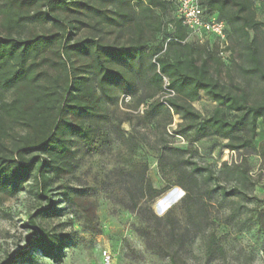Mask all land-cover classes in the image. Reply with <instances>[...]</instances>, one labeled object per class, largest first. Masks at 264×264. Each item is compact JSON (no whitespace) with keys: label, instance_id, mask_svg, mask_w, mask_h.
Returning <instances> with one entry per match:
<instances>
[{"label":"trees","instance_id":"obj_1","mask_svg":"<svg viewBox=\"0 0 264 264\" xmlns=\"http://www.w3.org/2000/svg\"><path fill=\"white\" fill-rule=\"evenodd\" d=\"M202 6L227 27L225 82L216 39L191 38L177 15V0H0V195L20 193L35 175L38 196L48 198L50 181L74 174L86 154L117 143L121 157L135 155L141 130L153 124L161 135L158 168L167 185L156 189L147 165L132 167L124 198L144 221L138 234L170 264H186L180 250L192 231L204 241L208 257L223 255L216 231L205 226L202 201L218 196L236 206L256 200L247 165L224 163L221 172L233 185L211 189L213 171L184 159L185 152L163 137L178 117L174 135L191 136L192 143L218 137L233 153L256 151L259 122L264 124V22L257 18L255 0H202ZM80 30L86 33L76 39ZM115 32L119 43L104 41ZM166 89L174 96L163 98ZM201 93L217 105L209 118L193 106ZM125 123L132 128L129 135ZM173 186L185 193L181 207L191 229L152 210ZM237 213L233 208L228 222ZM32 240L33 253L62 261V236L37 232Z\"/></svg>","mask_w":264,"mask_h":264},{"label":"rangeland","instance_id":"obj_2","mask_svg":"<svg viewBox=\"0 0 264 264\" xmlns=\"http://www.w3.org/2000/svg\"><path fill=\"white\" fill-rule=\"evenodd\" d=\"M168 19L170 13H166L165 20ZM36 31L46 29L37 27ZM85 33V30H80L74 37L78 39ZM95 35L100 36L98 33ZM104 37L106 42L119 43L118 32ZM157 39L160 41L159 36ZM221 60L223 67L219 70L225 82L229 77V54ZM212 70L217 72L215 65H212ZM8 97L11 98L12 94ZM126 99L127 103L131 102L130 98ZM122 100L125 99L121 96ZM193 106L204 118H209L217 107L203 93ZM121 111L126 110L122 108ZM179 122V118L174 117L163 139L169 146L184 151V159L191 157L200 166L213 171L215 180L210 183L211 189L217 185L230 189L233 185L221 172L226 162L229 165L245 163L256 183L251 193V198L256 200L252 202L235 206L222 203L218 196L203 198L202 204L208 216L205 226L216 231L223 255L208 257L204 241L199 236L194 237L192 231L180 250L181 259L186 264H264V154L261 152L264 124L259 122L256 151L233 153L225 148L226 141L218 137L192 143L191 136L174 135ZM123 130L128 135L132 132L129 123L123 125ZM156 131L153 124L141 130L142 144L132 157H121L117 143L99 153L86 154L74 174L50 181L48 198L38 196L35 175L24 184L20 193L12 197L0 195V264H170L167 257L147 248L145 240L137 232L144 221L137 212L130 210L133 206L124 198L126 183L133 181L129 176L132 167L141 169L147 165V177L153 186L163 189L167 185L158 168L157 150L161 135ZM167 177L172 184L175 182L174 175L168 172ZM66 193L73 196L68 198ZM184 195L180 187L173 186L155 200L153 212L158 217L171 214L181 227L191 229L181 207ZM233 208L238 211L237 216L228 222ZM147 217L150 215L146 214ZM30 219L34 223L31 224ZM150 227L157 228L155 221L150 222ZM37 232L63 237L61 262L55 263L38 252L33 253L36 244L32 238Z\"/></svg>","mask_w":264,"mask_h":264},{"label":"built area","instance_id":"obj_3","mask_svg":"<svg viewBox=\"0 0 264 264\" xmlns=\"http://www.w3.org/2000/svg\"><path fill=\"white\" fill-rule=\"evenodd\" d=\"M177 15L190 32L191 38L204 43L209 37H213L219 46V55L224 57L228 54L225 51L228 47L226 24L216 16H208L202 6V0H177ZM164 82L165 87L168 86V80L164 79ZM172 96L174 93L166 89L163 98Z\"/></svg>","mask_w":264,"mask_h":264},{"label":"crops","instance_id":"obj_4","mask_svg":"<svg viewBox=\"0 0 264 264\" xmlns=\"http://www.w3.org/2000/svg\"><path fill=\"white\" fill-rule=\"evenodd\" d=\"M257 18L264 22V0H255Z\"/></svg>","mask_w":264,"mask_h":264}]
</instances>
